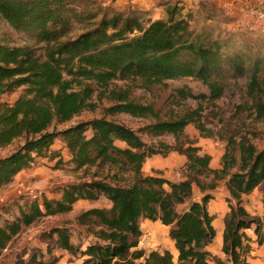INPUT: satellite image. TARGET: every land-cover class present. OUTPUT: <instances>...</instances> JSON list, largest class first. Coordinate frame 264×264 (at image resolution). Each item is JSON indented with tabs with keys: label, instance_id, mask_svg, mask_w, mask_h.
<instances>
[{
	"label": "trees",
	"instance_id": "trees-1",
	"mask_svg": "<svg viewBox=\"0 0 264 264\" xmlns=\"http://www.w3.org/2000/svg\"><path fill=\"white\" fill-rule=\"evenodd\" d=\"M185 12L184 7L171 5L165 9L166 18L153 20L135 11L102 12L96 0H0V19L6 28L44 46L41 60L34 48L12 44L10 34L0 30V149L24 139L17 150L0 158V187L38 159L56 160L57 140L64 142L76 169H96L86 182L63 188L58 199L36 198L19 207L18 217L0 225V259L13 240L39 219L67 214L79 201L103 197L107 207L90 209L77 218L92 240L83 251L72 244L65 228L50 233L57 246L79 256L81 264H210L208 247L216 229L209 203L219 181L228 192L222 239L227 260L248 264L253 240L247 230L255 232L259 246L264 244V218L250 215L244 206V199L256 190L264 205V148L258 149L247 136L230 137L221 168L212 169L210 156L202 155L185 133L195 125L203 136L213 135L201 122L203 108L165 121L153 105L134 101L129 90L112 92L108 115L153 118L155 122L142 132L152 137L172 135V146L150 145L139 132L107 117L58 129L88 108L96 90L108 91L117 81L149 91L171 90L178 100L217 102L231 73L238 76L249 70L247 61L241 54L225 55L219 37L196 31L191 13ZM260 67L259 61L251 66L246 96L251 112L263 119ZM188 80L205 91L173 86ZM17 92L13 102L3 100ZM171 152L187 159L181 180L143 174L147 159ZM142 220L169 227L176 254L140 250ZM24 264L44 263L31 256Z\"/></svg>",
	"mask_w": 264,
	"mask_h": 264
},
{
	"label": "rangeland",
	"instance_id": "rangeland-1",
	"mask_svg": "<svg viewBox=\"0 0 264 264\" xmlns=\"http://www.w3.org/2000/svg\"><path fill=\"white\" fill-rule=\"evenodd\" d=\"M96 1L101 5L102 12L108 10L112 13L114 11L107 0ZM177 3L172 1L169 6L178 5ZM166 7L168 6H165L161 13L155 11V15L151 14L150 18L153 20L166 18ZM186 13H191L196 31L209 33L213 38L219 37L224 44L223 47L225 46L223 50L225 55L241 54L247 61L249 70L247 69L244 74H237L238 76L232 72L233 76L228 79L223 95L217 102L209 104L191 99L178 100L171 90L154 88L149 91L127 81H117L110 84L108 91L96 90L88 108L71 121L59 125L58 129L62 130L80 122L107 117L109 120L139 132L143 140L150 145H174L175 138L172 135L152 137L142 132L145 126L155 122L153 118L132 117L127 114L108 115L106 113V109L113 105L112 92L129 90L134 101L143 105H153L156 110L161 111L160 118L165 121L176 120L187 113L200 109V107L203 108L200 112L201 122L206 129L212 131L213 135L211 137L203 136L195 125H189L185 133L195 140L196 146L201 148L202 155L210 156L212 169L221 168L222 158L227 152V141L230 137L247 136L258 149H263L264 118L258 119L251 112V104L246 96L253 63L259 61L261 77L264 76V33L261 27L256 24L253 12L252 14L247 13L246 17L242 18V16H238V13L235 16L226 13L213 2L199 0L196 6L188 9ZM140 14L149 17L148 14ZM6 27V24L3 25L0 22V30L10 34L12 44L32 47L35 49L37 57L44 60L43 45H36L27 36L15 33ZM238 67L241 66L238 65ZM233 70L235 72L234 66ZM89 83L84 81L83 84L88 86ZM185 85L191 87L195 93L205 91L200 84L189 80L173 83L174 87ZM18 95L19 92L9 94L3 97V100L11 103ZM217 113H219L218 117H216ZM23 143L24 139H19L12 145L0 149V158L10 155ZM53 149L58 152L56 160L38 159L30 169L21 172L12 182L0 187V225L18 217L19 207L23 206L25 202L42 197L58 199L63 188L86 182L94 175L95 168L86 171V169H76V166L70 163L71 157L63 141L57 140ZM186 161V157L177 152H171L168 156L156 155L147 159L142 171L146 176L161 173L166 179L179 181L185 174ZM195 193L199 199L201 193L197 187H195ZM211 193L213 199L209 203V211L215 218L214 227L217 236L220 231L223 233L224 219L229 211L225 183L219 181L217 189ZM108 205L109 202L103 197L98 201H79L67 214L39 219L32 226L25 228L13 240L9 249L0 259V264H24L31 256H35L37 261H42L44 264H81L82 259L79 256H72L68 251L58 247L55 241L50 238V233L52 229L65 228L70 233L72 244L78 250L83 251L92 240L86 235V228L78 222L77 218L90 209L103 208ZM244 206L250 215L264 218V205L260 190H256L246 197ZM141 229L142 237L138 247L140 250L147 253L169 250L176 254L174 244L169 237V227L162 225L159 221L142 220ZM246 233L248 237L253 236L255 248H260L255 232L247 230ZM208 251L212 256L210 264H232L222 252V243H215V239L209 245ZM251 252L248 255V264H255L256 261L254 262L253 257H256V254L251 256Z\"/></svg>",
	"mask_w": 264,
	"mask_h": 264
},
{
	"label": "crops",
	"instance_id": "crops-1",
	"mask_svg": "<svg viewBox=\"0 0 264 264\" xmlns=\"http://www.w3.org/2000/svg\"><path fill=\"white\" fill-rule=\"evenodd\" d=\"M172 1H175L179 6H184L187 11L188 9L194 8L199 2V0H107V3L114 10L122 11H135L137 13L148 14L150 17L151 14L155 15V11L161 13L164 10L165 6H169ZM208 2H213L219 9L226 11L228 14L242 16L245 18L247 13L252 14L254 9H259L262 7V4L256 2L255 0H207ZM165 5V6H162ZM156 19L155 17H153ZM245 20V19H244ZM255 192V191H254ZM250 231V230H248ZM253 231V230H251ZM247 232V231H246ZM254 232V231H253ZM250 237V236H249ZM253 237V236H252ZM252 237H250L252 239ZM223 233L222 231L215 238V243H222ZM255 243H252L253 248L251 256H255V264H264V244L260 248H255ZM253 260V259H252Z\"/></svg>",
	"mask_w": 264,
	"mask_h": 264
},
{
	"label": "built area",
	"instance_id": "built-area-1",
	"mask_svg": "<svg viewBox=\"0 0 264 264\" xmlns=\"http://www.w3.org/2000/svg\"><path fill=\"white\" fill-rule=\"evenodd\" d=\"M255 1L262 4L261 8L254 9L253 15H254L256 24L261 27V30L264 33V0H255ZM0 22L3 25L5 24V22L2 19H0Z\"/></svg>",
	"mask_w": 264,
	"mask_h": 264
}]
</instances>
